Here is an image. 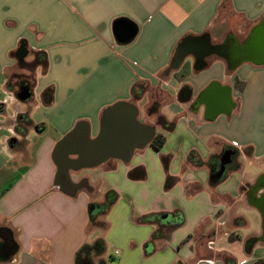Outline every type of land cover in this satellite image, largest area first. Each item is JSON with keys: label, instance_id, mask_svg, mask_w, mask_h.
<instances>
[{"label": "crops", "instance_id": "obj_1", "mask_svg": "<svg viewBox=\"0 0 264 264\" xmlns=\"http://www.w3.org/2000/svg\"><path fill=\"white\" fill-rule=\"evenodd\" d=\"M263 18L264 0H0V264L264 260V66L231 70L213 53L231 36L245 40ZM117 21L134 38L119 41ZM181 45L185 56L172 68ZM20 60L35 70L28 99L9 87ZM119 102L134 104L164 147L72 172L84 186L66 193L56 184V145L82 122L97 137L103 112ZM228 149L235 155L218 180ZM139 167L146 178L131 180ZM168 174L178 179L170 190ZM112 191L118 199L97 219L105 228L92 226L90 205ZM99 240L104 252L77 260Z\"/></svg>", "mask_w": 264, "mask_h": 264}, {"label": "water", "instance_id": "obj_2", "mask_svg": "<svg viewBox=\"0 0 264 264\" xmlns=\"http://www.w3.org/2000/svg\"><path fill=\"white\" fill-rule=\"evenodd\" d=\"M135 34L136 30L128 23H119L115 28V35L121 42L129 41ZM231 38L234 44H231ZM230 39L222 45L215 46L213 53L222 57L231 70L242 64L264 66V18L251 29L243 42L233 36ZM183 46L178 48L172 68H178L183 61L185 56ZM27 55L25 47H21L17 53L19 59H25ZM30 97L28 90H23L19 94L21 99ZM155 136V127L139 120V110L134 104L116 103L103 112L97 137L91 138L89 125L82 122L58 142L53 152V161L57 166L56 184L66 193L75 195L83 188L84 183H73L72 172L97 168L111 160L129 163L136 151L144 150L151 145ZM234 155L232 149L226 150L223 154L220 170L216 175L218 180L226 175L227 167L232 163ZM72 156L77 158L72 159ZM93 211L98 209L93 208ZM167 218L168 215L165 216V219Z\"/></svg>", "mask_w": 264, "mask_h": 264}, {"label": "trees", "instance_id": "obj_3", "mask_svg": "<svg viewBox=\"0 0 264 264\" xmlns=\"http://www.w3.org/2000/svg\"><path fill=\"white\" fill-rule=\"evenodd\" d=\"M119 24V21L115 22V28L117 27V25ZM19 68L20 69H26L30 72L31 75H29L28 77L26 76H20L15 74L13 77H11L10 81H9V87L12 90H15L17 94H20L21 91L23 90H28L32 95H33V88L35 86V70L32 68L28 69L25 64L24 61L20 60L19 61ZM36 63L39 65H42L45 69H46V54L45 53H38L37 55V60ZM237 86L241 84V86H238L239 91L243 92L245 89V83L238 81V79L236 80ZM42 100H43V104L45 106H50L53 103L54 100V88L50 87L47 90H45V92L43 93L42 96ZM166 143V137L161 134V133H157L153 142L151 143V147L153 149H155L156 151H160L162 150V148L164 147ZM163 161V166L165 168V170L168 172V167H169V163H170V158L169 157H163L162 159ZM129 178L131 180H144L146 178V171L143 167H139L136 168L132 171H130L129 173ZM178 179L174 178L172 176H170L169 174L167 175V179L165 182V189L166 190H170L173 188V186H175V184L177 183ZM118 199V195L115 192H111L110 194L107 195L106 201L104 204L98 206L96 204H91L89 207V217H90V222L92 226H96V227H100V228H105L104 223L101 222H97V219L99 218L100 215L105 214L106 211H108L111 206L116 202V200ZM93 208L98 209V211H93ZM148 217H141L138 218L137 221L140 223H146L149 222ZM169 234V232L167 233ZM155 237L156 238H163L166 239L168 238V236L164 237V234L161 231H155ZM190 237H188L182 244L181 246H184L188 243ZM104 245V241L99 240L94 246H89V245H84L81 250L77 253V260L78 258H80L85 252L87 254H91L92 251H96L98 252H104L103 251V246ZM176 264H181L180 262L176 263ZM255 264H264V260L260 259L258 260Z\"/></svg>", "mask_w": 264, "mask_h": 264}, {"label": "rangeland", "instance_id": "obj_4", "mask_svg": "<svg viewBox=\"0 0 264 264\" xmlns=\"http://www.w3.org/2000/svg\"><path fill=\"white\" fill-rule=\"evenodd\" d=\"M28 58H29V59H27L28 62H31V61L33 60L31 54L29 55ZM26 67H27L28 69H31V70H32V67H33V66H32V65H27ZM13 71L16 72V74H17V75H20V76H26V77H28L29 75H31L30 72H29L28 70H26V69L23 70V69L18 68V70L16 69V70H13ZM14 75H15V74H14ZM14 75H13V76H14ZM0 79H2L1 76H0Z\"/></svg>", "mask_w": 264, "mask_h": 264}, {"label": "flooded vegetation", "instance_id": "obj_5", "mask_svg": "<svg viewBox=\"0 0 264 264\" xmlns=\"http://www.w3.org/2000/svg\"><path fill=\"white\" fill-rule=\"evenodd\" d=\"M244 40H242L241 42H243ZM0 233H2V231L0 232ZM3 234V233H2Z\"/></svg>", "mask_w": 264, "mask_h": 264}]
</instances>
